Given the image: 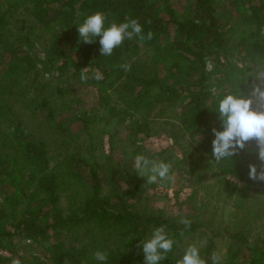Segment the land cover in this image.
Returning <instances> with one entry per match:
<instances>
[{
  "label": "trees",
  "instance_id": "16d2710c",
  "mask_svg": "<svg viewBox=\"0 0 264 264\" xmlns=\"http://www.w3.org/2000/svg\"><path fill=\"white\" fill-rule=\"evenodd\" d=\"M58 1L62 0H0V156H6L0 161V182L9 179L14 190L33 203L18 218V203L9 206L5 200L0 204V238L18 234L36 241L51 231L57 236V264H144L142 247L137 245L151 238L155 228L164 226L175 243L159 264H176L178 242L190 225L144 203L140 196L142 177L135 171L123 179L125 195L117 181L111 191L104 190L103 163L74 145L81 134L58 117L57 111L64 106L58 81H22L40 62L23 47L29 33L22 29L33 27L31 33L44 51L43 62L59 76L70 64L72 75L84 67L96 68L102 74V79H95L99 90L106 92L103 85L107 83L131 119L135 114L144 119L150 115L173 117L183 132L210 134L207 145L212 152V129L223 130L219 101L229 93L247 98L250 88L245 67L264 64V0L249 2L248 17L230 23L218 21L216 0H192L187 12L177 16L170 6L164 13L157 0H79L77 9L71 3L62 8ZM96 12L104 14L105 27L136 19L145 39L152 32V39H148L152 44L156 37L171 41L161 44L165 53L142 57L130 45L138 39L134 36L125 39L112 55L100 56L99 38L83 43L77 31V26ZM75 38L80 40L76 49L79 62L57 43ZM227 43L243 54L246 63L241 75L212 94L205 57L222 65L221 57H227L229 51ZM157 59L162 61L155 68L151 62ZM145 128L139 126L141 132ZM217 164L219 169L202 175V180L230 176L264 186V181L248 175L249 165H256L258 172L264 168L255 140ZM62 199L66 203L62 204ZM61 234L69 238L70 245L58 241ZM97 251L106 254L104 262L95 259ZM252 255L251 264H264L263 250ZM200 256L206 264H213L208 255ZM234 256L221 264H243ZM6 260L0 255V264Z\"/></svg>",
  "mask_w": 264,
  "mask_h": 264
},
{
  "label": "rangeland",
  "instance_id": "374dc122",
  "mask_svg": "<svg viewBox=\"0 0 264 264\" xmlns=\"http://www.w3.org/2000/svg\"><path fill=\"white\" fill-rule=\"evenodd\" d=\"M157 1L164 13L170 6L177 16L187 12V5L192 0ZM216 2L218 21L230 23L238 20L240 22L248 17L249 2L253 3V0ZM70 3L72 8L77 9L79 0H62L57 4L65 8ZM18 11L21 12V9ZM22 30L29 33V38L22 43L23 47L27 46L29 53L36 54L40 59L37 70L22 81H58L62 87L59 90L63 92L64 104L57 111L58 117L73 132L81 134L74 145L87 157L103 163L104 168L101 169L105 173V191H111L117 181L120 193L126 194L123 179L136 172L134 161L137 155L171 164L170 175L173 179L148 184L145 178H141L140 196L156 212H161L178 223L182 220L190 221L187 235L182 236L178 242L176 252L179 259L189 245H196L200 255H208L212 263L215 254L218 258L217 264H221L231 255H235L234 259L239 263L251 264L253 251L258 252L261 249L264 252V186L239 181L230 176H213L202 180V175L219 169L207 145L210 134L183 132L168 112L165 115L169 117L150 115L144 119L142 115L135 114L136 117L134 115L131 119L129 112L117 100L116 92L107 83L103 85L107 88L106 92L99 90L93 76V73H100L98 69L87 67L85 72L81 68L76 75H72L73 66L70 64L66 73L59 76L57 71L43 62L44 51L36 36L31 33L33 27ZM168 40L171 41L169 37H156L152 44L148 39L138 38L133 39L130 45L142 57L151 53L158 56L165 53L161 44ZM79 41L75 38L69 42L57 43L65 48L74 62H79L81 58L76 51ZM227 47V57H221L222 65L205 57V69L209 74L207 84L212 94L225 88L230 79L243 73L242 67L246 63L243 54L229 44ZM153 49L157 51L153 52ZM153 61L151 63L156 68L162 60ZM247 65L245 73L250 86L247 99L252 100L253 110L264 111V99L255 92L257 87L264 89V64L254 67ZM82 75L87 79H81ZM179 100L180 97L177 101ZM140 125H145L146 131L141 132ZM5 158L6 156H0V161ZM10 196L17 197L18 200L9 198ZM25 198L19 191L14 190L9 179L4 183L0 182V204L5 200L9 206L18 203L16 218L25 215L33 204ZM63 203H66L64 199ZM56 241V233L51 231L36 241L18 234L11 238L1 237L0 255L7 258L3 264H13V260H19L20 264H57V246L54 244ZM58 241L67 245L69 238L61 234Z\"/></svg>",
  "mask_w": 264,
  "mask_h": 264
},
{
  "label": "clouds",
  "instance_id": "9594fccd",
  "mask_svg": "<svg viewBox=\"0 0 264 264\" xmlns=\"http://www.w3.org/2000/svg\"><path fill=\"white\" fill-rule=\"evenodd\" d=\"M105 16L102 12L89 15L82 24L77 26L79 38L83 43L91 44L99 38L100 56L112 55L115 48L119 47L125 39H132L134 36L144 40L142 25L131 19L124 23H111L105 27ZM152 32L147 33V39H152ZM87 71V67L83 68ZM128 70V66H125ZM96 80L102 79L101 73H96ZM81 79H87L82 75ZM255 92L261 99H264V89L257 87ZM218 113L221 118L223 130L212 129L214 139L212 140V154L218 163L226 158L233 157L238 150L245 148L247 142L255 140L258 147V159L264 163V111L252 109V100L242 95L226 94L218 104ZM137 174L146 179L148 184L165 180H172L170 175L171 164L163 161H153L143 155H137L134 161ZM249 178L264 181V168L258 172L256 165H249ZM186 226L190 221L182 220ZM183 235V233H181ZM175 241L165 231V227L155 228L151 238L140 242L144 254V264H159L166 259V254L171 252ZM97 261L104 262L107 259L105 253L97 251L94 254ZM218 258L213 254V264H217ZM13 264H20L19 260H13ZM176 264H206L201 258L199 248L196 245H189Z\"/></svg>",
  "mask_w": 264,
  "mask_h": 264
}]
</instances>
